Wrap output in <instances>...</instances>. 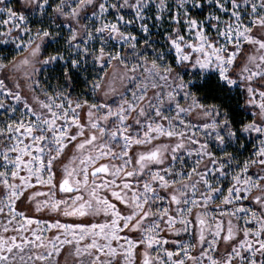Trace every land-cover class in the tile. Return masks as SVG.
<instances>
[{"label": "snow or ice", "instance_id": "1", "mask_svg": "<svg viewBox=\"0 0 264 264\" xmlns=\"http://www.w3.org/2000/svg\"><path fill=\"white\" fill-rule=\"evenodd\" d=\"M244 4L242 9L240 0H175L172 6L168 0H20L19 8L0 6L2 42L11 38L17 54L30 49L19 61L0 55V69L23 68L32 81L30 101L18 82L13 90L0 79V92L15 102L0 100L6 114L0 115V264H136L138 252L139 264H264V0ZM124 9L132 11L131 18L125 19ZM205 9L203 19L194 15ZM165 14L176 24L182 19L189 33L186 38L179 27L164 32L166 49L155 47L146 22L159 24ZM31 15L39 22L34 33L27 26ZM134 24L143 38L128 30ZM49 38L63 39L70 56L58 50L36 60ZM247 46L254 51L245 53ZM56 62L62 63L64 84L71 89L82 81L91 99L73 96L63 85L52 95L41 89L43 99L35 94L39 81L33 74ZM144 65L148 77L137 72ZM149 82L153 89L162 82L151 97ZM205 84L222 102H203L207 94L193 89ZM234 89L247 95L246 106L258 108L251 121L234 120L225 107ZM165 98L171 102L167 112ZM193 113L204 122L193 123ZM246 133L259 139L250 156L240 159ZM233 145L239 147L228 151ZM193 154L187 167L185 157ZM254 165L258 170L250 174ZM222 181H228L226 191ZM217 198L218 214L209 213ZM249 199L253 207L246 206ZM163 201L167 206L160 207ZM29 208L99 221L43 220ZM161 224L176 234L194 229L195 243L176 240L170 251Z\"/></svg>", "mask_w": 264, "mask_h": 264}, {"label": "rangeland", "instance_id": "2", "mask_svg": "<svg viewBox=\"0 0 264 264\" xmlns=\"http://www.w3.org/2000/svg\"><path fill=\"white\" fill-rule=\"evenodd\" d=\"M168 3L170 6L175 4V0H168ZM241 3V7L242 9L245 7L244 4V0H240ZM9 4H11L12 6L17 7V5L15 4L14 0H4V3L0 6H8ZM91 8L86 9V11L88 13L91 12ZM50 11V10H49ZM154 6L153 8L150 10L149 15H154ZM208 9H205L203 13H194V15H196L199 19H203L204 16L207 14ZM132 11L129 9H124V15H125V19H129L132 16ZM109 16L112 15L111 12L108 13ZM222 19L227 20L228 19V15L221 13L220 14ZM4 16L3 14H0V19H3ZM150 28H151V35L153 37L154 40L158 41V43L155 45V47L159 48L161 46H163L165 49L167 48V45L164 44L163 42V33L169 31L171 28H175V27H179L181 29V34L185 35L186 38L189 37V33H187L185 31L186 29V25L184 24L183 20L181 19L179 24L173 23L170 21L169 17L167 14H165L163 21L159 24H157L154 20L149 19L148 21H146ZM48 20L45 18L44 20V24L47 25ZM57 23H60V20H57ZM28 27L32 28L33 33L35 32L36 27L39 26V22H38V18L35 15H31L29 16L28 19ZM3 29H0V31H2ZM129 31L135 33L138 37L143 38V34L140 32L138 25H133L131 28L128 29ZM206 32L210 33L212 36L216 35L215 30L211 29L207 24H206ZM16 31L14 30L12 33V36H16ZM67 34V32L65 31V35ZM20 37L21 39H23L24 41H27L28 36L24 33H20ZM2 37H0V55H6L8 57V60H12L13 57H15L16 61H19L22 57L27 56L28 53L30 52V49L26 50L24 48H20L19 49V54H17L16 51V42H14L11 38H9V43L8 44H4L2 42ZM221 42H223L221 40ZM114 47H121L122 51H125L122 48V45L120 44H114ZM63 51L64 55L66 58H68L70 56V52L69 50H67L65 48L64 45V41L63 39H61L58 42H53L51 41V38H49L48 40L44 41L41 45V51L40 54L35 58L38 61H42L44 59V57L49 56L54 54L56 51ZM254 51V49L252 48V46H247L244 48V52L245 53H249ZM171 55V54H170ZM38 69L41 67V65L39 63H37L35 65ZM62 67V63L61 62H56L53 64H50L48 66H45L43 68V70H40L36 73L33 74V78L35 80L39 81V86L36 87V91L35 94L38 95L41 99L44 98V93L41 91V89H44L48 92V94L52 95L54 94L56 91L61 90L60 88H58V85H63V89H67L69 91H71L73 93V96L75 95H81L84 96L86 98L91 99L90 94L88 93L87 89H85V86L83 84V82L81 81L80 83H78L74 88L69 89L67 84H64L63 82V77L59 75V72L61 70ZM144 67H148V65H144L141 69H138L137 72L138 74H142V77H148L149 73L144 72L143 68ZM108 71H111V69H109ZM189 77L186 75L185 79L187 80ZM0 79H4L5 84L7 85L8 88H11L13 90H15V84L18 82L20 84V92L21 95L24 96H28L29 100L31 101V96H32V91L31 89L28 87L29 84L32 83V81L28 80L25 75H24V71L23 68H21L20 70H13L11 68V65H9L8 68H4V69H0ZM161 83V87L157 88V89H153L151 87V83H148V90H147V95L148 97L153 96L154 92L156 91H160L162 88V82ZM83 89V91H82ZM239 90V89H238ZM240 92V90H239ZM241 94H243V100H244V104L245 101L247 100V95L240 92ZM98 95H102V93H98ZM115 98L109 97L108 100L109 102H113ZM0 100H3V102L6 105H10L15 103L14 101L11 100V98L7 97L5 93L0 92ZM171 103L170 101L167 100V98H165V103L163 105V108L165 110V112H167V105ZM180 103L183 105L185 102L181 99ZM246 113L245 114H249L250 119L248 121H251L254 117L252 115L253 112H259L258 108H254L252 106H246ZM0 115H6L3 113V109H0ZM19 115V112H17V116ZM193 123H198V122H204L203 119L197 120L195 119V114L193 113ZM15 118V117H13ZM87 118V109H83L80 111V119L82 122H85ZM257 119V121L259 120V116L257 115L255 117ZM246 121V122H248ZM259 137L257 136V134L255 133H250V134H244L242 137V140L245 144V147L243 149L240 150L239 153V157L240 159H244L250 156L251 154V150L253 148V145L257 144ZM160 142H167L166 140H161ZM212 147L214 150L217 151V154H219L217 146L215 145V143H212ZM239 145H233L232 148L227 149L228 151L233 150V148H238ZM116 150L119 151V147H116ZM136 150V146L133 145L132 149H130V152H133ZM71 155V147H69V149L67 150L66 154H65V160H67L68 156ZM181 155H183V153H181ZM195 159V155L193 154V156L191 158L189 157H185V160L187 162L186 166L187 167H191V160ZM111 163L115 164L117 163V161H111ZM179 163V162H177ZM258 170V166L254 165L251 169H250V174L254 173ZM101 178H103V175L101 176ZM110 179V177H108ZM57 180L60 179V174H57L56 177ZM90 181H91V177H90ZM222 185L225 188V191L227 189V185H228V181H222L221 182ZM59 196V193H58ZM219 198H217L216 200H214L212 202V204L209 206V213H217V209L215 208V204H218ZM167 201H163V202H159V206L160 207H164L167 206ZM246 206L248 207H253V202L249 199L245 201ZM23 207V206H21ZM173 208H175V205H173ZM28 211L35 215L37 218L39 219H43V220H49V219H54V218H59L61 220L62 223H74V222H81V221H86V222H98L99 218H96V220H93V218L91 216L89 217H63V216H56L55 213H51V212H44V213H34L32 212V209H28ZM218 214V213H217ZM4 226V221L3 219H0V228H2ZM251 226V225H250ZM176 227H180L179 224L176 225ZM161 228H164V225L161 224ZM13 233L9 232L7 233V235H12ZM46 235H51V232H46ZM161 237L166 238L168 240V243L164 245V247H167L170 251H175L176 249V244L175 241L176 240H180V241H192L193 243H195V240H193V235H194V229L193 231H190L188 233H173V232H169L166 228H164V231H162L160 233ZM206 247V245H205ZM199 248L200 246L197 245V247L195 249L192 250L191 255L193 256H197L199 254ZM223 253V245H221V255ZM153 256L156 255L155 252L152 253ZM61 259L63 260L64 257L62 256ZM162 259L166 260V256H162ZM140 262V256H139V252L137 253V260H136V264H139ZM190 264V262H189Z\"/></svg>", "mask_w": 264, "mask_h": 264}, {"label": "trees", "instance_id": "3", "mask_svg": "<svg viewBox=\"0 0 264 264\" xmlns=\"http://www.w3.org/2000/svg\"><path fill=\"white\" fill-rule=\"evenodd\" d=\"M17 7H20V0H14ZM210 84H205L201 88H194V91H197L198 95L201 93L207 94V99L203 102L205 103H218L222 102L218 99H214V94L210 93L208 90L210 88ZM243 94L239 92L238 89H234L231 96V100L225 102V107L230 111L231 117L236 121H243L246 122L250 119L249 114L246 113V107L243 100Z\"/></svg>", "mask_w": 264, "mask_h": 264}]
</instances>
